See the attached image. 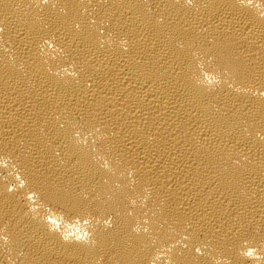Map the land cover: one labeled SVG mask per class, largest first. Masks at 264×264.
<instances>
[{
  "label": "bare ground",
  "instance_id": "6f19581e",
  "mask_svg": "<svg viewBox=\"0 0 264 264\" xmlns=\"http://www.w3.org/2000/svg\"><path fill=\"white\" fill-rule=\"evenodd\" d=\"M0 264H264V0H0Z\"/></svg>",
  "mask_w": 264,
  "mask_h": 264
}]
</instances>
